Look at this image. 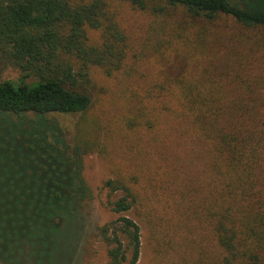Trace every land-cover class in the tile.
I'll return each instance as SVG.
<instances>
[{
	"label": "trees",
	"instance_id": "obj_1",
	"mask_svg": "<svg viewBox=\"0 0 264 264\" xmlns=\"http://www.w3.org/2000/svg\"><path fill=\"white\" fill-rule=\"evenodd\" d=\"M123 1L155 18L156 27L169 39L171 55L184 64L178 74L164 76L165 81L143 93L139 112L127 118L130 130H157L156 136L150 135L156 152L139 169L128 163L114 165V177L103 181L102 200L117 215L96 227V236L107 247V264H137L142 234L135 216L144 217L143 209L149 223L173 225L145 209L161 195L151 198L142 192L144 187L148 192L171 193L167 200L183 192L171 150L184 136L159 134L158 120L147 113L149 108L158 116L161 105L177 129L186 125L202 143L192 141L200 148L193 152L201 164L205 192L186 210L209 224L216 245L214 264H264V74L223 70L201 77L192 70L209 52L217 51L214 27L219 20L232 18L244 28H264V0ZM90 31L99 32L98 41H92ZM253 44L264 51V40ZM128 47L127 33L106 0H0V50L23 71L17 81L0 82V115L22 119L29 114L42 118L84 114L94 103L86 88L91 68L101 67L107 74L120 71ZM191 49H199L203 56L194 58ZM162 59L172 62L165 55ZM74 129L72 142L47 149L50 158L0 146V164L8 167L0 169V190L9 193L0 198V212L11 219L6 222L1 216L4 226L16 229L21 215L29 219L24 235L35 229L44 235L54 226L64 197L77 199L83 208L96 199L84 177V159L94 152L107 156L110 141L99 138L100 126L80 122ZM172 178L176 186L170 188ZM24 208L25 215L20 212ZM173 213L181 218L180 210ZM5 238L7 251L0 260L10 263L21 238L15 242L7 233Z\"/></svg>",
	"mask_w": 264,
	"mask_h": 264
},
{
	"label": "rangeland",
	"instance_id": "obj_2",
	"mask_svg": "<svg viewBox=\"0 0 264 264\" xmlns=\"http://www.w3.org/2000/svg\"><path fill=\"white\" fill-rule=\"evenodd\" d=\"M106 1L125 29L129 47L124 67L120 71L107 74L101 67L91 68L86 88L94 98L92 107L84 114L43 118L30 114L22 119L0 115V146L21 148L35 156L40 152L47 158L51 154L47 149L54 151L58 145L65 147V142L73 141L75 124L81 122L96 128L100 126L99 138L110 141L109 154L104 156L94 152L87 154L84 159V177L97 197L85 208L81 207L77 199L64 197V203L60 204L53 217L54 226L47 228L44 235L38 229L24 235L26 227H30L29 219L21 215L18 216L16 229L8 228L0 221V259L7 251L9 241L5 238L6 233L10 240L16 239L15 242L21 238L11 253L10 263L0 260V264H107V247L96 236V227L115 219L117 215L102 200L105 195L100 192L103 181L114 177V165L128 163L133 170L139 169L156 152V144L151 143L150 135L156 136L157 130L151 132L153 134L143 127L130 130L126 121L129 115L139 112L141 95L154 87V83L165 81L164 76L178 74L184 63L171 55L169 39L166 40L162 34L164 29L156 27L157 22L153 16L133 9L123 0ZM175 19L180 18L176 15ZM214 32L218 33L214 40L218 41L214 44L218 49L213 51L214 55L209 52L208 57L192 68L195 73L201 77L206 74L217 76L223 70H245L250 76L257 72L264 74V51L253 44L256 39L264 40V28H244L232 18H223L214 27ZM89 36L92 41H98L99 32L90 31ZM180 43L183 45L181 40ZM191 50L194 58L203 56L199 49ZM162 55L172 62L164 61ZM22 74V69L0 50V82L17 81ZM162 108L161 105L158 116L150 112L149 108L147 113L158 120L159 134L169 135L174 132L184 136V141L171 150L178 174L182 178L183 192L180 197L167 200L171 193L163 195L160 191L148 192L142 188L143 194L151 198L161 195V198H154L149 208L145 209L156 211L155 216L160 215L159 218L166 219L167 224L170 220L173 225L165 227L159 220L157 225L149 223L144 209V217L135 216L142 234L141 254L137 264H214L216 245L211 239L209 224L202 223L199 216L195 218L192 211L186 210L192 200H195L196 205L205 192L200 175L201 164L193 152L199 153L200 148L196 143L192 144V141H199L186 125L181 124V128L177 129ZM51 125L55 127L51 128ZM45 142L47 145L43 148L41 144ZM29 145L33 148L30 149ZM145 166L143 169L147 173ZM0 169L6 171L8 167L0 164ZM31 181L36 182L34 179ZM173 181L174 178L168 182L170 188L176 186ZM8 194L0 190V198ZM26 210L24 208L20 212L25 215ZM179 210L181 218L173 213ZM197 210L202 211L201 208ZM6 215L0 212V219ZM5 218L6 222L11 221L9 215Z\"/></svg>",
	"mask_w": 264,
	"mask_h": 264
}]
</instances>
